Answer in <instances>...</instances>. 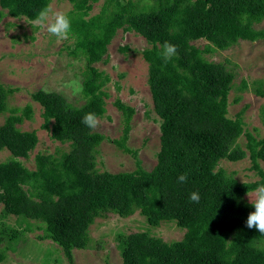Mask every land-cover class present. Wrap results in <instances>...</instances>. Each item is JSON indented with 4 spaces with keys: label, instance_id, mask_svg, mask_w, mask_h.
<instances>
[{
    "label": "trees",
    "instance_id": "16d2710c",
    "mask_svg": "<svg viewBox=\"0 0 264 264\" xmlns=\"http://www.w3.org/2000/svg\"><path fill=\"white\" fill-rule=\"evenodd\" d=\"M65 1L71 4L66 13L72 38L65 49L67 55L83 60L79 91L83 101L74 106L62 94L42 89L29 97L41 107L40 128L52 140L67 142V152L58 156L37 152L33 169L21 163L18 158H26L37 143L35 130L17 126L30 118L31 107L8 108L7 97L16 88L0 83V115L8 111L0 123V151L9 154L0 161V218L13 215L27 221L20 230L0 220V262L6 251L24 240L23 232L32 225L28 220L42 231L38 239L60 248L71 264L74 249L88 248L89 226L96 217L108 212L126 217L136 211L146 227L114 236L121 264H264V235L246 226L254 209L244 198L264 184L259 164L264 162V135L244 128L243 109L227 115L234 75L225 63L205 57L238 40H264V27H255L264 18V0H104L93 15L88 11L97 0ZM48 3L0 0V19L6 15L33 21ZM117 29L132 31L148 44L140 54L159 131L150 170L142 169L136 151L125 145L133 108L114 101L123 118L117 139L82 123L88 112L98 117L105 112L103 87L108 76L94 64L105 61L102 57ZM198 40L206 43L202 47L192 43ZM165 41L177 48L166 63L161 54ZM246 87L242 80L238 90ZM251 89L264 97V78L251 81ZM260 119L264 126L263 108ZM102 140L130 154L136 168L98 170L95 155ZM245 157L254 180L240 181L220 164ZM181 174L187 175L183 183L178 180ZM193 191L200 195L198 203L190 200ZM160 222L181 229L180 239L167 242L148 232Z\"/></svg>",
    "mask_w": 264,
    "mask_h": 264
},
{
    "label": "rangeland",
    "instance_id": "374dc122",
    "mask_svg": "<svg viewBox=\"0 0 264 264\" xmlns=\"http://www.w3.org/2000/svg\"><path fill=\"white\" fill-rule=\"evenodd\" d=\"M104 0L92 4L88 15L96 14ZM123 1V0H121ZM48 6L53 10L67 12L71 4L65 0H49ZM256 28L264 27V18ZM202 47L206 41L192 42ZM72 44V38L58 40L45 30L33 25V21L21 18L3 16L0 19V83L6 87H15L16 91L7 97V107L21 109L25 104L31 107L29 119H23L17 125L22 130H35L37 143L26 158H18L28 169L34 167V156L38 153L58 156L69 149L68 143L52 140L49 133L40 128L42 118L41 107L29 97V93L42 89L62 94L68 103L77 106L82 103L80 98V72L83 60L67 55L65 46ZM126 46L125 51L119 48ZM148 46L144 38L132 31L117 29L107 45L104 62L94 66L108 76L103 90L107 96L104 99L105 112L99 117L100 125L93 129L110 139H117L123 128L121 112L114 105L117 99L133 108L129 120V131L125 145L136 151L139 166L150 170L155 163V152L158 150V117L152 110L148 86L146 83V63L140 51ZM208 60L220 61L227 65L233 73L231 88L227 94V115L233 116L240 109L244 128L260 137L264 135V126L260 119V110L264 107V97L256 96L251 89V81L264 78V40H238L224 50H214L205 54ZM247 84L244 90H238L241 81ZM239 97L237 102L232 99ZM8 111L0 115V123ZM240 145L244 137L238 138ZM9 156L5 149L0 151V161ZM221 166L233 171L240 181L256 179L249 169L250 162L245 157L235 162L221 160ZM264 169V162L260 161ZM95 166L98 170L108 172L131 171L136 168L135 159L122 152L112 143L102 140L97 146ZM245 200L249 198L244 195ZM3 218H0L2 220ZM9 225H17L21 230L27 224L26 219L8 215L3 219ZM32 222L31 228L24 231L23 241L15 245L13 251H6L0 264H68L62 257L60 248L49 240H39L41 230ZM143 217L134 211L131 215L120 217L117 214L106 213L96 217L89 226V245L86 249H74L71 264H121L116 249L114 236L116 233L128 234L144 229ZM149 233L161 237L164 241L178 240L182 230L172 222H160L148 229ZM49 254L46 255L47 252Z\"/></svg>",
    "mask_w": 264,
    "mask_h": 264
},
{
    "label": "clouds",
    "instance_id": "9594fccd",
    "mask_svg": "<svg viewBox=\"0 0 264 264\" xmlns=\"http://www.w3.org/2000/svg\"><path fill=\"white\" fill-rule=\"evenodd\" d=\"M33 25L45 30L50 36H54L58 40H64L69 36L71 19L65 11L53 10L51 6H45L37 12ZM161 54L166 63L177 54V48L174 44L165 41ZM100 122V118L94 112H88L82 118V123L89 129H96ZM178 180L182 183L185 182L187 175L181 174ZM247 196L254 210L249 212L246 226L250 229L255 228L261 235H264V184H259L251 193L247 192ZM190 200L198 203L200 200L199 193L193 191L190 194Z\"/></svg>",
    "mask_w": 264,
    "mask_h": 264
}]
</instances>
